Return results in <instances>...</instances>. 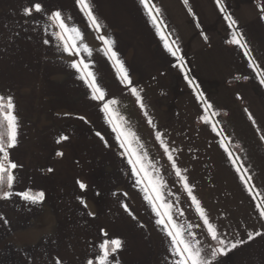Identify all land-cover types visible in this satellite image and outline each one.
Here are the masks:
<instances>
[{"label": "crops", "instance_id": "crops-1", "mask_svg": "<svg viewBox=\"0 0 264 264\" xmlns=\"http://www.w3.org/2000/svg\"><path fill=\"white\" fill-rule=\"evenodd\" d=\"M0 106V264H264V0H0Z\"/></svg>", "mask_w": 264, "mask_h": 264}, {"label": "trees", "instance_id": "trees-1", "mask_svg": "<svg viewBox=\"0 0 264 264\" xmlns=\"http://www.w3.org/2000/svg\"><path fill=\"white\" fill-rule=\"evenodd\" d=\"M9 141L8 128L5 119V107L0 106V143L5 150ZM9 182V169L7 164L6 155L4 153V158L2 161V170L0 175V197L4 196L8 189Z\"/></svg>", "mask_w": 264, "mask_h": 264}, {"label": "rangeland", "instance_id": "rangeland-1", "mask_svg": "<svg viewBox=\"0 0 264 264\" xmlns=\"http://www.w3.org/2000/svg\"><path fill=\"white\" fill-rule=\"evenodd\" d=\"M78 185V184H77ZM77 189H78V187H77Z\"/></svg>", "mask_w": 264, "mask_h": 264}]
</instances>
